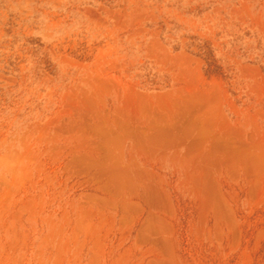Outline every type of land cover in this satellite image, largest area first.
<instances>
[{"label": "rangeland", "instance_id": "obj_1", "mask_svg": "<svg viewBox=\"0 0 264 264\" xmlns=\"http://www.w3.org/2000/svg\"><path fill=\"white\" fill-rule=\"evenodd\" d=\"M0 264H264V0H0Z\"/></svg>", "mask_w": 264, "mask_h": 264}]
</instances>
